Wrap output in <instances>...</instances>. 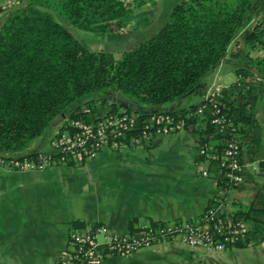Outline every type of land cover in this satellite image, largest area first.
Instances as JSON below:
<instances>
[{
  "label": "trees",
  "instance_id": "16d2710c",
  "mask_svg": "<svg viewBox=\"0 0 264 264\" xmlns=\"http://www.w3.org/2000/svg\"><path fill=\"white\" fill-rule=\"evenodd\" d=\"M145 2L17 0L6 10L0 18V157L39 162L42 153L27 150L35 139L53 125L55 138L62 131L75 132L63 117L94 125L123 109L133 125L116 130L117 148L140 146L148 130L162 127L150 117L169 115L173 123L180 122L169 133L191 134L197 150L205 151L194 161L206 163L207 176L225 191L232 185L218 172L217 162L227 141L240 143L242 163L264 158L262 127L255 114L258 105L264 110V0H162L147 26L126 27L125 18ZM249 14L254 22L241 39L242 48L234 52L230 46L237 27ZM58 15L85 31L126 34L127 47L119 57L110 50H91ZM227 55L236 56V79L203 97L208 73ZM197 96L201 98L196 101ZM214 103L229 126L211 122ZM45 158L47 166H74L88 159L84 155L69 160L60 151ZM243 175L251 176L245 170ZM252 189L245 206L232 198L222 208L223 214L248 223L244 235L229 247L264 240V188L252 183ZM224 201L209 200L205 208ZM83 223L73 220L70 227Z\"/></svg>",
  "mask_w": 264,
  "mask_h": 264
},
{
  "label": "crops",
  "instance_id": "0c3cea01",
  "mask_svg": "<svg viewBox=\"0 0 264 264\" xmlns=\"http://www.w3.org/2000/svg\"><path fill=\"white\" fill-rule=\"evenodd\" d=\"M16 2L0 0V18L7 10L3 6L8 3L10 8ZM255 7L254 3L251 13ZM253 22L251 14L241 20L230 46L232 51L242 48L241 39ZM235 60V55H227L208 73L203 97L236 79ZM255 114L264 143L261 105L255 107ZM27 150L42 154L58 151L41 137ZM197 153L191 134L179 130L133 148L104 147L77 166L48 165L33 170L0 166V262L55 264L64 253L73 220L102 223L116 232L128 230L133 219L195 220L209 200L224 198L228 202L235 198L245 206L252 196V183L264 188V158L244 161L245 171L251 176L225 191L201 173L206 163L196 164ZM258 160L263 164L257 165ZM125 263L264 264V240L213 250L187 245L178 238L164 239L127 255L106 256L102 262Z\"/></svg>",
  "mask_w": 264,
  "mask_h": 264
},
{
  "label": "built area",
  "instance_id": "2783aa9c",
  "mask_svg": "<svg viewBox=\"0 0 264 264\" xmlns=\"http://www.w3.org/2000/svg\"><path fill=\"white\" fill-rule=\"evenodd\" d=\"M217 91H212L207 97L216 94ZM197 111L200 112L201 108ZM63 119L75 128V132L62 131L55 139L54 147L58 150L57 152L67 154L69 160H81L84 155L90 158L104 147L117 148V142L113 139L116 130L133 125L132 116L123 109L121 113L107 115L94 125L68 120L66 117ZM150 120L162 123V127L148 130L139 144H144V141L148 142L154 136L169 133L171 129L180 127V122L173 123L169 115H152ZM211 122L220 127L230 125L227 118L220 113L216 103H214ZM240 151V143L235 139H230L217 162L218 172L225 176L231 185L241 183L244 178L243 171L246 165L239 160ZM198 152L202 154L205 151L200 149ZM47 155L41 154L39 162L26 159L17 161L14 157H0V166L19 170L42 169L47 166L45 158ZM209 156L214 157L213 154ZM61 160L65 161L63 157ZM201 173L207 175L206 167L201 170ZM225 201L215 207L205 208L195 220L172 219L159 221L153 225L150 219H141L134 223L133 228L123 232L112 231L104 224L95 222H84L83 225L69 227L65 250L57 263L102 264L104 258L113 252L127 255L141 247L172 238H178L190 246L222 250L229 247L228 243L241 238L248 227L246 221L232 219L230 214L222 213V208L230 205V201L227 205ZM229 209L232 211L235 207L231 206Z\"/></svg>",
  "mask_w": 264,
  "mask_h": 264
},
{
  "label": "rangeland",
  "instance_id": "374dc122",
  "mask_svg": "<svg viewBox=\"0 0 264 264\" xmlns=\"http://www.w3.org/2000/svg\"><path fill=\"white\" fill-rule=\"evenodd\" d=\"M157 2L158 3H156L154 0H146L144 4L137 7L132 15L125 18L126 24H127L126 27L134 29V28H143L147 26L151 22L155 14L157 13L158 8L161 7L162 5L161 3L162 0H159ZM3 9H9L8 3L5 6H3ZM56 18L60 20L69 29V31L78 40H80L82 44H84L86 47H88L91 50H110L114 52V55L116 57H119L121 50L127 47L126 34L116 35V34H111L108 32L101 33V32L85 31V30L75 27L71 22L62 18L59 15L56 16ZM55 129H56V125L51 126L50 129H48L41 136V139L54 145L55 139H56ZM155 137L156 136H154L152 139H154ZM77 165H74V166H77Z\"/></svg>",
  "mask_w": 264,
  "mask_h": 264
},
{
  "label": "water",
  "instance_id": "95a60500",
  "mask_svg": "<svg viewBox=\"0 0 264 264\" xmlns=\"http://www.w3.org/2000/svg\"><path fill=\"white\" fill-rule=\"evenodd\" d=\"M255 4H256V3H255ZM258 164H263V160H258V161H257V165H258Z\"/></svg>",
  "mask_w": 264,
  "mask_h": 264
}]
</instances>
